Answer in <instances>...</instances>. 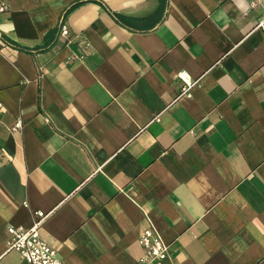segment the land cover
<instances>
[{
    "label": "crops",
    "instance_id": "1",
    "mask_svg": "<svg viewBox=\"0 0 264 264\" xmlns=\"http://www.w3.org/2000/svg\"><path fill=\"white\" fill-rule=\"evenodd\" d=\"M254 1L0 0V254L43 211L65 264H142L149 220L169 254L151 264H264Z\"/></svg>",
    "mask_w": 264,
    "mask_h": 264
},
{
    "label": "built area",
    "instance_id": "2",
    "mask_svg": "<svg viewBox=\"0 0 264 264\" xmlns=\"http://www.w3.org/2000/svg\"><path fill=\"white\" fill-rule=\"evenodd\" d=\"M262 0L252 2V8H255ZM8 5L4 2L0 3V13L7 12ZM256 29L260 30L264 36V9L260 16ZM68 30L65 26L61 29V36L66 37ZM178 77L182 83L181 94L189 95L191 89L196 85L197 81L192 79L187 71H180ZM4 109L0 102V114ZM21 120H18L12 127L13 131L22 128ZM27 205V204H26ZM33 225L29 228L24 226H10L7 229L8 239L6 241V250L0 254V264H4V257L9 252H18L22 258L30 264H65L59 257L55 248L44 239L42 230L49 213L36 211L34 213ZM148 227L142 231L138 238V243L143 247L145 254L141 259L142 264H151L155 261H161L168 258V244L165 243L158 229L149 220Z\"/></svg>",
    "mask_w": 264,
    "mask_h": 264
},
{
    "label": "trees",
    "instance_id": "3",
    "mask_svg": "<svg viewBox=\"0 0 264 264\" xmlns=\"http://www.w3.org/2000/svg\"><path fill=\"white\" fill-rule=\"evenodd\" d=\"M56 32L57 30H52L46 35L44 44L43 46H41V48H39V50H45L54 45L56 39V34H55Z\"/></svg>",
    "mask_w": 264,
    "mask_h": 264
}]
</instances>
